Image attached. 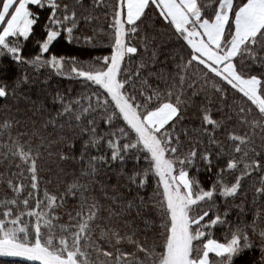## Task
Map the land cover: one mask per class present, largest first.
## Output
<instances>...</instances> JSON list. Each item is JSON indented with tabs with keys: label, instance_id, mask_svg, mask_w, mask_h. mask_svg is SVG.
Masks as SVG:
<instances>
[{
	"label": "snow or ice",
	"instance_id": "obj_1",
	"mask_svg": "<svg viewBox=\"0 0 264 264\" xmlns=\"http://www.w3.org/2000/svg\"><path fill=\"white\" fill-rule=\"evenodd\" d=\"M176 2L184 8L187 19L183 21V28L174 25L173 31L183 34L180 38L185 46L188 47L186 30L189 25L194 24L212 39L218 34L217 51L223 49L228 52L219 63L225 65L231 61L224 75L228 76L231 72L240 78L241 84L255 86L259 92L264 87V70L253 68L246 71L245 68L258 64L259 69H264V39H261L264 33V22L261 21L264 18H258L250 11L264 6V0H239L238 3L216 0V3L203 5L196 0V6L190 12L181 0ZM17 3L18 0H12V4L8 5L7 0H0V10L7 7L4 19L0 20V28L7 23ZM185 3L191 7V0H185ZM99 6L94 0H23L20 21L23 27L8 34L18 43L4 53L11 54L9 67L0 71L10 73L11 64L21 63V58H27L28 54L32 59H28L27 63L35 64L34 69L47 67L58 75L66 63H103L105 67L113 61L119 64L118 57L122 59L123 56L119 42L98 46L90 35L92 29L88 28L87 33L84 31L92 24V11ZM161 19L165 24L169 22L164 17ZM37 36L42 42H36L33 48L31 45ZM69 46L81 55H90L89 46L92 51L109 54L89 59L56 54L44 58L52 47L64 52L72 50ZM130 51L135 53L139 49ZM188 51L196 57L200 56L194 48L188 47ZM34 52L37 54L32 55ZM173 71L179 72L180 69L176 67ZM62 78L84 77L78 74ZM146 83L150 85V82ZM153 87L150 85L149 88V105L155 102L151 98ZM235 90H239V85ZM159 106L165 119L163 128H168L177 118L176 115L167 118V112L173 111L174 105L169 98L167 103L160 102ZM5 129L6 132H0V138L6 135L8 143L13 146L26 136L18 126L5 125ZM128 129L121 135L116 150L109 149L112 163H120L124 171L130 161L131 168L126 171L129 182L134 183L140 192L149 187L152 191L147 197L138 193L135 198L138 204L128 201L126 206L121 204L120 211L114 213L112 218L117 223L111 235L115 237L116 250L106 253L109 258L107 264H137L135 259H128L134 253L120 247L122 238L126 235L128 244L134 246L138 237L149 233L162 236L165 240L175 235L188 241L186 257L182 256L178 264H264V150L258 149L249 139L236 141L240 147L233 156L211 141L203 149L182 152L179 146H173L171 140L167 143L158 139L149 142L130 125ZM121 132L124 130L121 129ZM248 144L251 147L243 158L254 161V165H244L250 170L237 176L234 182L229 177L226 183L225 175L235 173L239 166L233 162L234 157L239 156L241 148ZM30 158L32 163L29 166ZM17 159L20 163L16 162ZM40 159L38 152L32 156L30 147L17 157L13 147L0 161V187L5 189L0 199V257L20 258L31 264H81V258L86 256L80 249L82 236L88 233L89 226L102 210L92 211L93 205L88 203L87 192L79 184L72 185L69 191L83 193L82 199L76 195L63 199L52 196L41 201V177L37 168ZM201 172L209 175L210 186L202 179ZM249 179L251 183L245 185V180ZM33 191L37 193L35 199L31 196ZM133 207L136 208L134 214L131 211ZM214 226H222V237L214 236ZM57 229L66 237L70 235L72 243L66 238L54 251L55 240H45L44 234L47 232L54 236ZM157 250L163 258L164 245H157ZM163 264L170 262L164 260Z\"/></svg>",
	"mask_w": 264,
	"mask_h": 264
},
{
	"label": "trees",
	"instance_id": "obj_2",
	"mask_svg": "<svg viewBox=\"0 0 264 264\" xmlns=\"http://www.w3.org/2000/svg\"><path fill=\"white\" fill-rule=\"evenodd\" d=\"M193 1L196 5V0ZM198 2L203 5L216 3V0ZM234 2L238 3L239 0ZM94 3L100 6L92 11V24L84 31L87 33L88 28L92 29L90 35L98 46L112 45L123 40L124 51L115 84L119 87L123 102L132 109L136 119L143 122L147 113L158 108L160 102L167 103L169 98L176 109L177 118L173 124L168 128L162 125L154 131L158 140L165 143L171 140L173 146H179L182 152L203 149L211 141L221 149H227L228 155L233 156L240 147L236 141L252 139L258 149L264 150V111L245 92L235 90L236 85L194 53H189L190 46H185L184 40L180 38L182 34L173 31L174 25L153 0H149L143 11L132 21L125 17L124 0H94ZM161 17L169 22L165 24ZM261 39H264V33ZM36 42H42L39 36L33 40V48ZM17 43L9 36L6 44H0V69L9 67L11 54L4 53ZM69 48L72 49V46ZM130 49L139 51L133 53ZM88 51L90 55H81L74 49L60 52L52 47L44 58L56 54L89 59L109 54L100 50L92 51L90 46ZM28 59H32L31 54L21 58L19 64L13 62L10 73L0 71V132H6L5 125H9L18 126L26 133L24 139L14 146L8 143L6 135L0 138V161L13 147L17 157L21 151L27 152L29 147L32 156L38 152L41 156L37 161L41 177V201L52 196L63 199L65 196L76 195L82 199L83 193L69 189L74 184L83 186L88 195V203L93 205L92 211L102 210V213L89 226L88 233L82 236L80 249L86 256L81 258V264H107L109 258L106 253L116 250V240L111 235L117 223L112 218L114 213L120 211L121 204L126 206L128 201L138 204L135 200L138 193L147 197L152 191L149 187L140 192L134 183L129 182L126 171L131 168L130 161L124 171L120 163H112L109 149L116 150L117 142L122 134L128 132L129 125L133 130L136 129L120 113L115 103V94L96 81V75L107 68L103 63H66L58 75L51 68L34 69L35 64L29 65ZM176 67H179V72L173 71ZM253 68L256 71L264 70L259 69L258 64L246 66L245 70ZM78 74L84 78H62ZM146 82L155 86L151 95L155 102L151 105L147 103L150 85ZM257 97L264 103V87L257 91ZM249 147L250 144L244 145L240 155L234 157L233 162L239 166L235 173L225 175L226 183L229 177L234 182L237 176L250 170L244 165H254V161L243 158ZM16 162L20 163L19 159ZM31 163L30 158L29 166ZM200 175L210 186L209 175L204 172ZM244 183L250 184L251 179ZM4 191L0 187V199ZM36 195L34 191L31 193L33 199ZM131 211L134 214L136 208L133 207ZM85 214H88L87 210ZM213 232L214 236L222 237V226H214ZM44 236L45 240H55L54 251L66 238L72 243L71 236L66 237L58 229L54 236L47 232ZM168 240L149 233L138 237L133 246L128 244L124 235L120 247L134 253L128 259H135L137 264H161L166 257ZM160 244L164 245L163 258L157 250ZM120 255L123 259L122 252ZM0 264L31 262L0 257Z\"/></svg>",
	"mask_w": 264,
	"mask_h": 264
},
{
	"label": "crops",
	"instance_id": "obj_3",
	"mask_svg": "<svg viewBox=\"0 0 264 264\" xmlns=\"http://www.w3.org/2000/svg\"><path fill=\"white\" fill-rule=\"evenodd\" d=\"M149 0H124V8H125V17L127 20L132 21L134 20L144 9V6ZM160 10L164 13V15L170 20V22L175 25L177 28H183L184 24L183 21L187 19L185 16V10L181 7V4H178L176 0H153ZM22 2L23 0H18L16 7L13 9L11 16L9 17L7 23H5V27L3 30L0 28V44H6L5 37H9V33L18 27H23L21 24L22 18ZM181 3L185 4V7L188 8L190 12L193 7H195V2L191 0V7L185 3V0H181ZM7 4L11 5L12 0H7ZM4 11H7V7L5 9L0 10V20L4 19ZM251 13L258 17L264 18V6L250 10ZM261 22H264L262 19ZM187 36L189 37L187 40V44L194 48L197 52L200 53V58L204 63L210 66L213 70H215L220 75L224 76L226 79L229 80V76L232 77L230 82L236 83L234 85H239V89L243 92L248 93V85L250 84H241L240 78L236 77L233 73L229 72L228 76L224 75L225 69L229 67V64L221 65L219 62L226 58L228 52H224L223 49L217 51L218 45L217 41L219 40V35L215 36V39L211 37H206L194 24L189 25L188 29L186 30ZM254 34V33H252ZM183 35V34H182ZM230 51V50H229ZM256 90V88H255ZM257 94V90H256ZM161 109V108H159ZM176 109L171 111V114L167 116V118L171 119L172 116L175 115Z\"/></svg>",
	"mask_w": 264,
	"mask_h": 264
},
{
	"label": "rangeland",
	"instance_id": "obj_4",
	"mask_svg": "<svg viewBox=\"0 0 264 264\" xmlns=\"http://www.w3.org/2000/svg\"><path fill=\"white\" fill-rule=\"evenodd\" d=\"M4 27L5 24L3 28H1V30H3ZM253 35H255V33ZM120 41L119 48L123 53V40ZM118 59L120 64L121 58L118 57ZM119 64L116 61H113L107 66L104 72L96 75V81H99L105 89L115 94V96L118 98H115V103L117 104L120 113L136 129L139 135L144 137L149 142H155L157 138L154 135V131L159 129L165 123V119L161 115V109H159L160 106L147 113L143 119V122L136 119L134 113L131 111L132 109L128 108V105L123 102L119 87L115 84ZM255 88V86L248 85L247 89L249 94H246L258 104L260 109H264V103L257 97ZM0 94H2L1 89ZM168 114L170 115L171 112H167V116H169ZM187 251L188 241L174 235L171 239L168 240V243L166 245V257L163 259V261L167 260L170 262V264H178V261L182 256L186 257ZM163 261L162 263H160L163 264Z\"/></svg>",
	"mask_w": 264,
	"mask_h": 264
}]
</instances>
